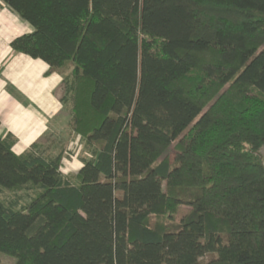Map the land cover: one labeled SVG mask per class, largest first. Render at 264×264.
<instances>
[{
    "label": "trees",
    "instance_id": "1",
    "mask_svg": "<svg viewBox=\"0 0 264 264\" xmlns=\"http://www.w3.org/2000/svg\"><path fill=\"white\" fill-rule=\"evenodd\" d=\"M1 1L34 28L14 52L72 67L61 101L89 157L67 176L62 152L0 133V253L264 264V0Z\"/></svg>",
    "mask_w": 264,
    "mask_h": 264
},
{
    "label": "crops",
    "instance_id": "2",
    "mask_svg": "<svg viewBox=\"0 0 264 264\" xmlns=\"http://www.w3.org/2000/svg\"><path fill=\"white\" fill-rule=\"evenodd\" d=\"M33 30L0 0V133L16 138L17 154L54 131L65 108L63 73L48 74L47 63L11 48L15 38Z\"/></svg>",
    "mask_w": 264,
    "mask_h": 264
},
{
    "label": "rangeland",
    "instance_id": "3",
    "mask_svg": "<svg viewBox=\"0 0 264 264\" xmlns=\"http://www.w3.org/2000/svg\"><path fill=\"white\" fill-rule=\"evenodd\" d=\"M72 67H68L63 71V78L71 71ZM72 114L70 107L65 105L63 114L56 121L54 131H49L43 135V138L35 143H39L46 155L55 156L62 152V172L67 176H75L82 166V160L89 157V152L84 147L80 138L70 130V121ZM172 159L178 158V154L172 149L170 150ZM264 159V150H262ZM1 264H14L15 260L0 253Z\"/></svg>",
    "mask_w": 264,
    "mask_h": 264
}]
</instances>
